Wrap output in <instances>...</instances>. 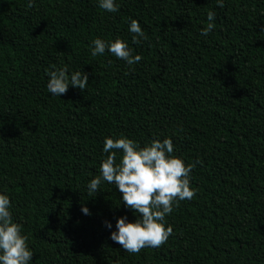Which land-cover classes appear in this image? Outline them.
<instances>
[{
  "label": "trees",
  "instance_id": "16d2710c",
  "mask_svg": "<svg viewBox=\"0 0 264 264\" xmlns=\"http://www.w3.org/2000/svg\"><path fill=\"white\" fill-rule=\"evenodd\" d=\"M115 2L107 13L96 0H0V193L30 264H264V0ZM129 18L145 33L135 44ZM95 38L141 59L93 57ZM61 66L87 74L83 91L48 94ZM106 136L169 138L174 156L199 161L159 248L129 254L109 239L105 222L135 216L113 185L86 190Z\"/></svg>",
  "mask_w": 264,
  "mask_h": 264
},
{
  "label": "clouds",
  "instance_id": "9594fccd",
  "mask_svg": "<svg viewBox=\"0 0 264 264\" xmlns=\"http://www.w3.org/2000/svg\"><path fill=\"white\" fill-rule=\"evenodd\" d=\"M97 6L107 13L118 10L115 0H96ZM216 6L224 7V0H215ZM32 6L27 0L26 7ZM207 26L200 31L207 36L215 27L214 12L206 14ZM127 30L133 44L145 39L140 24L129 18ZM264 31V28H261ZM90 54L93 57L107 52L124 61L129 67L137 64L141 57L131 55L127 43L117 38L91 41ZM46 89L49 95L60 97L68 87L83 91L88 76L81 71H68L64 66L47 73ZM171 139H152L141 147L135 141L126 138L103 139L102 153L106 154L99 166V175L86 184L89 193L98 191L101 183L113 185L120 193L119 205H123L135 216L131 222L121 216L115 220V230L110 222L104 226L109 229V239L129 254L138 253L142 248H159L172 233L171 226H165V217L178 201L191 200L195 189L190 187V173L199 161L185 164L182 158L173 155ZM119 158L117 160V155ZM81 213L90 215L87 207L81 206ZM27 236L21 233V226L14 222L10 199L0 193V264H30L33 252L28 247Z\"/></svg>",
  "mask_w": 264,
  "mask_h": 264
}]
</instances>
